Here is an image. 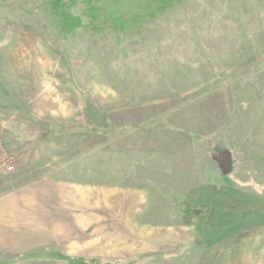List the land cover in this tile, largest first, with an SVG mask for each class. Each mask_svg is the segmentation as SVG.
<instances>
[{
    "label": "rangeland",
    "instance_id": "obj_1",
    "mask_svg": "<svg viewBox=\"0 0 264 264\" xmlns=\"http://www.w3.org/2000/svg\"><path fill=\"white\" fill-rule=\"evenodd\" d=\"M65 2L81 25L62 34L50 0H0V135L30 178L140 193L134 225L78 242L75 264H264V0H182L139 26L140 0Z\"/></svg>",
    "mask_w": 264,
    "mask_h": 264
},
{
    "label": "crops",
    "instance_id": "obj_2",
    "mask_svg": "<svg viewBox=\"0 0 264 264\" xmlns=\"http://www.w3.org/2000/svg\"><path fill=\"white\" fill-rule=\"evenodd\" d=\"M9 140L17 144V139L0 135V259H25L26 264H75L83 260L82 254H75L78 242H100L105 246L110 226L117 224L121 230L134 225L126 212L137 209L140 193L120 188L119 198V192L114 191L115 196L107 183L77 185L75 180L65 181L47 171L30 178L29 158L8 152ZM27 141L21 139L20 147H26ZM37 160L45 163L41 156ZM7 163L13 165L10 172L3 168ZM110 198L116 200L115 206H110ZM117 207L118 220L109 215L111 208Z\"/></svg>",
    "mask_w": 264,
    "mask_h": 264
},
{
    "label": "trees",
    "instance_id": "obj_3",
    "mask_svg": "<svg viewBox=\"0 0 264 264\" xmlns=\"http://www.w3.org/2000/svg\"><path fill=\"white\" fill-rule=\"evenodd\" d=\"M86 4H89L91 0H83ZM182 0H140V9L135 15L127 22L129 26H139L143 21L154 18L165 10L179 5ZM51 12L55 17V27L60 33H68L81 25V19L68 11V5L65 0H50ZM72 3V2H70ZM93 9L94 6H90L91 16H95ZM264 219V216L261 217Z\"/></svg>",
    "mask_w": 264,
    "mask_h": 264
},
{
    "label": "water",
    "instance_id": "obj_4",
    "mask_svg": "<svg viewBox=\"0 0 264 264\" xmlns=\"http://www.w3.org/2000/svg\"><path fill=\"white\" fill-rule=\"evenodd\" d=\"M231 167L232 163L230 159H226L223 163L220 164L222 174H228L231 171Z\"/></svg>",
    "mask_w": 264,
    "mask_h": 264
},
{
    "label": "built area",
    "instance_id": "obj_5",
    "mask_svg": "<svg viewBox=\"0 0 264 264\" xmlns=\"http://www.w3.org/2000/svg\"><path fill=\"white\" fill-rule=\"evenodd\" d=\"M0 166H1V164H0ZM3 168H4V170H5L6 172H10V171L13 170V165L7 163V164H4V165H3Z\"/></svg>",
    "mask_w": 264,
    "mask_h": 264
}]
</instances>
